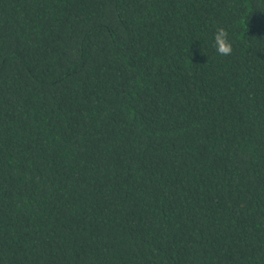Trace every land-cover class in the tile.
Instances as JSON below:
<instances>
[{
    "label": "trees",
    "instance_id": "obj_1",
    "mask_svg": "<svg viewBox=\"0 0 264 264\" xmlns=\"http://www.w3.org/2000/svg\"><path fill=\"white\" fill-rule=\"evenodd\" d=\"M0 264H264V0H0Z\"/></svg>",
    "mask_w": 264,
    "mask_h": 264
},
{
    "label": "clouds",
    "instance_id": "obj_2",
    "mask_svg": "<svg viewBox=\"0 0 264 264\" xmlns=\"http://www.w3.org/2000/svg\"><path fill=\"white\" fill-rule=\"evenodd\" d=\"M215 42L217 45V51L222 54L226 55L231 52V44L229 43L227 39V33L223 30L220 29L216 35H215Z\"/></svg>",
    "mask_w": 264,
    "mask_h": 264
}]
</instances>
